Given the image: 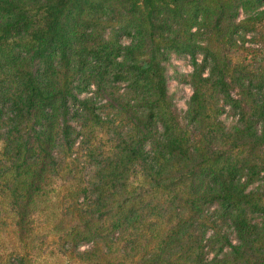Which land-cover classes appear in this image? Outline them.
Instances as JSON below:
<instances>
[{"label":"trees","instance_id":"obj_1","mask_svg":"<svg viewBox=\"0 0 264 264\" xmlns=\"http://www.w3.org/2000/svg\"><path fill=\"white\" fill-rule=\"evenodd\" d=\"M0 264H264V0H0Z\"/></svg>","mask_w":264,"mask_h":264},{"label":"rangeland","instance_id":"obj_2","mask_svg":"<svg viewBox=\"0 0 264 264\" xmlns=\"http://www.w3.org/2000/svg\"><path fill=\"white\" fill-rule=\"evenodd\" d=\"M123 40L128 41L127 38ZM164 65L168 94L181 120L184 121L183 114L192 91L188 82L189 73L193 69L192 59L189 55L171 52L164 61ZM221 118L226 124H231L235 122L236 115L229 107H226ZM84 247L86 245L81 246V248Z\"/></svg>","mask_w":264,"mask_h":264}]
</instances>
